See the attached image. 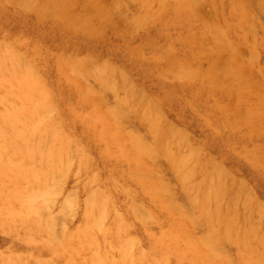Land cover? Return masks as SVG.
Here are the masks:
<instances>
[{
    "label": "bare ground",
    "instance_id": "bare-ground-1",
    "mask_svg": "<svg viewBox=\"0 0 264 264\" xmlns=\"http://www.w3.org/2000/svg\"><path fill=\"white\" fill-rule=\"evenodd\" d=\"M203 1L0 0V264H264V5Z\"/></svg>",
    "mask_w": 264,
    "mask_h": 264
},
{
    "label": "rangeland",
    "instance_id": "rangeland-1",
    "mask_svg": "<svg viewBox=\"0 0 264 264\" xmlns=\"http://www.w3.org/2000/svg\"><path fill=\"white\" fill-rule=\"evenodd\" d=\"M217 0H204L203 1V4H202V8H201V5H200V8L197 9V11L195 10V13L199 16H201L202 14V18L206 21V22H211L214 18V15L216 14V11H218V9L220 10L221 9V4H222V1L223 0H218V3H216ZM253 2V1H252ZM259 2L264 5V0H259ZM224 3V2H223ZM218 4V5H217ZM255 4H257V1L256 3H254L253 5L250 6V10H247V15H243V26L245 25L246 28H250V29H255L256 30V34L261 37L263 35V30L264 28H260L261 26L264 27V11H261L260 10H257L258 8L255 7ZM243 7V6H242ZM254 7V8H253ZM207 8V9H206ZM205 10V11H204ZM202 12L201 14L199 12ZM212 13V14H211ZM214 14V15H213ZM207 17L210 18L207 20ZM249 17V18H248ZM252 17V18H251ZM251 18V19H250ZM212 19V20H211ZM249 19V20H248ZM254 19V20H253ZM248 21V23L246 22ZM253 21V22H252ZM252 22V24H251ZM255 22V23H254ZM258 23V24H257ZM256 25V26H255ZM255 28H254V27ZM259 29V30H258ZM258 31V32H257ZM260 31V32H259ZM260 33V34H259ZM109 37V41L114 43L115 41L117 42V39L116 37L113 35V34H109L108 35ZM204 43V42H203ZM202 43V44H203ZM239 48H240V51L238 52L239 54H237V60H241L239 61L240 62V65H241V70H242V73L246 76H248V80L250 81V83H252V85L254 86H258L260 85L261 86V70L259 65L257 66L256 65H252V63L250 62V55H249V52L247 50V48H245L243 45H239ZM209 45L208 43L207 44H204L202 50L204 52V54L206 56H208V51H209ZM222 50V51H221ZM221 51V54H219ZM228 53V54H227ZM202 53L201 56L204 55ZM228 55V56H227ZM231 56V51L229 49H220V50H217V53H216V57H214L215 61L218 62L220 64L221 67H224L229 58ZM201 58H206V57H201ZM225 58H228L227 60ZM223 60V61H222ZM221 62V63H220ZM224 62V63H223ZM223 63V64H222ZM259 67V68H258ZM261 74V75H260ZM64 89L66 90V85L64 84ZM225 102H226V105L229 109H235L237 108V105H238V97L235 93H228L226 96H225ZM232 101V102H231ZM234 103V104H233ZM233 105V106H231ZM235 160L239 163H242V160H239V158H235ZM171 184L173 185L174 187V191H177V185H175V181L173 180L172 178V175L168 172V178H167Z\"/></svg>",
    "mask_w": 264,
    "mask_h": 264
}]
</instances>
